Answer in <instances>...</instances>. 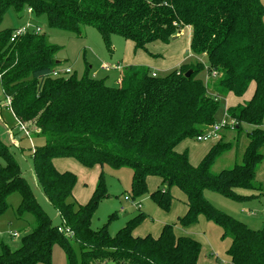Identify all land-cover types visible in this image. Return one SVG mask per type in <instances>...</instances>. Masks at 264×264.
I'll return each instance as SVG.
<instances>
[{"label": "trees", "instance_id": "1", "mask_svg": "<svg viewBox=\"0 0 264 264\" xmlns=\"http://www.w3.org/2000/svg\"><path fill=\"white\" fill-rule=\"evenodd\" d=\"M263 5L264 0H0V25L6 9L19 13L27 6L35 17L44 15L51 30L81 37L83 28H94L107 48L110 37L117 35L134 50L146 51L147 45L168 44L189 28L190 53L207 60L206 82L197 76L201 64L194 62L155 77L145 66H126L118 86L109 87L86 75L52 76L61 65L56 45L35 30L10 41L15 30L0 28V89L10 99L9 112L19 127L30 123V133L43 140L32 151L35 182L61 222V227L51 224L17 162L0 145V215L9 207L6 198L17 193V216L33 219L18 249L0 244V264H50L54 247L62 250L66 264H197L199 243L176 237L170 225L162 226L156 239L133 237L145 219L142 214L113 236L105 227L92 230L91 218L108 197L102 174L88 202L76 205L75 176L52 164L68 158L85 168L130 169L132 199L147 192L148 178L159 180L160 189L150 197L163 211L172 200L169 190L178 189L186 207L178 218L180 227L194 225L203 215L230 238L228 264H264V229H249L204 198L205 191L234 199V189L262 190L255 176L264 160ZM251 85L250 99L226 110L234 131L250 128L240 163L218 174L211 171L215 160L233 147L220 138L191 166L187 153H177L175 147L196 141L216 122L220 98H241ZM58 228L73 234L65 236Z\"/></svg>", "mask_w": 264, "mask_h": 264}, {"label": "rangeland", "instance_id": "2", "mask_svg": "<svg viewBox=\"0 0 264 264\" xmlns=\"http://www.w3.org/2000/svg\"><path fill=\"white\" fill-rule=\"evenodd\" d=\"M28 10L27 6H24L19 13H15L10 8L6 9L2 16L0 28L2 30H16L26 25L30 28H39V33L47 38L48 43L59 48L55 55L61 63L59 69L69 68L70 75H74L77 79L86 75L90 79L104 81L109 87H117V79L123 67L151 66L152 72L157 76H163L167 73L166 70H162L163 64H167L169 68L172 69L173 67V70H175L182 65L180 63L183 61V64L200 63L202 69L197 76L206 82L207 60L204 56L196 58L190 55L186 43L188 28L184 29L185 31H183L179 40H170L166 45L151 43L146 47V51L134 50V46L130 41L117 35L110 37L109 47L107 48L98 32L92 27L83 28L81 37L66 31L51 30L47 27L44 15L35 17ZM178 59H180V62L173 66V63ZM233 98L222 97L219 99L215 123L221 124L225 120L226 110L231 107L234 101ZM3 105L6 107L5 97L0 91V145L7 148L17 162L22 177L51 224L61 227L56 210L47 203L35 182L32 151L41 146L43 140L30 133L31 130L34 131L30 123L21 124L27 133L20 131L13 115ZM38 131L35 130V133H38ZM248 131L250 129L247 126H242L239 133L230 128L219 131L218 136L223 137L225 142L233 144V147L215 160L211 167L214 174L230 169L234 164L240 163L244 146L247 144L246 134ZM214 138L212 139L214 140ZM209 142L211 141L199 143L193 139L187 140L185 144L195 148L199 144L207 146ZM260 152L264 156V146ZM0 165H4L1 158ZM57 169L75 176L76 182L72 193V201L76 205H85L88 202L96 186L97 178L100 173L102 174L108 197L99 202L91 218L90 227L92 230L97 231L105 227L107 233L113 236L128 221L142 214L145 219L132 231L133 237L150 236L156 239L162 226L170 225L176 237H187L199 243L200 253L197 264L229 263L227 251L231 240L228 237H223L222 229L214 222L206 219L203 215H199L194 225L187 228L180 227L178 218L182 217L186 210L184 195L178 189L172 188L169 190L172 200L169 209L163 211L150 197L151 193L156 189H160V181L153 180L152 177L148 178L146 182L147 192L139 198L132 199L129 192L131 170L128 168L113 170L106 165L102 168L97 165L85 168L75 160L68 158L60 159ZM255 180L261 185V191L234 189L232 191L235 196L234 199L216 192L205 191L204 198L214 209L244 224L249 229L263 230L264 160L256 172ZM126 198H128L127 201H125ZM6 202L9 207L0 215V244L6 245L10 250H16L21 244V238L30 231L33 219L30 215H23L20 218L17 216L16 209L20 203V197L17 193L10 194L6 198ZM133 204L134 206L140 205L139 210ZM182 211H184L183 214ZM14 233L18 235L17 238L12 237ZM50 264H66L64 253L60 248L52 249ZM93 264L102 263L95 262ZM108 264L112 263L109 262Z\"/></svg>", "mask_w": 264, "mask_h": 264}, {"label": "crops", "instance_id": "3", "mask_svg": "<svg viewBox=\"0 0 264 264\" xmlns=\"http://www.w3.org/2000/svg\"><path fill=\"white\" fill-rule=\"evenodd\" d=\"M185 29V28H184ZM181 30L179 33V35L177 34V38L175 39V40H173V41H177V40H179L180 39V36L182 35V33H183V31H185V30ZM186 43H187V46H188V49H189V38H190V29L188 28L187 29V35H186ZM164 45H166V44H164ZM148 46V45H147ZM146 46V47H147ZM191 56H193L192 54H190ZM151 56V55H150ZM193 57H195V56H193ZM180 62V59H178L176 62H174L173 63V66H176V63H179ZM180 64H183V61L180 63ZM135 66H140V65H135ZM142 66V65H141ZM145 66V65H144ZM149 66V65H148ZM145 67H147V66H145ZM150 67L151 66H149V67H147V68H149L150 69ZM165 68V69H164ZM162 70H166V72L168 73V72H170L171 70H173V67H172V69L171 68H169V66L167 65V64H163V69ZM168 70V71H167ZM150 71L152 72V70L150 69ZM152 73H154V72H152ZM155 74V73H154ZM117 84H118V79H117ZM253 88H254V86L253 85H251L249 88H248V90L246 91V93L241 97V98H236V97H234L233 95H231V94H229V95H227L225 98H228V97H234L233 99H234V101L232 102V105H231V107H234V106H236V105H238V104H241L242 102H246V101H248L249 99H250V97H251V95H252V92H253ZM0 91H1V89H0ZM1 93H2V91H1ZM1 107V106H0ZM3 107H4V105H3ZM5 109H7L6 107H4ZM8 110V109H7ZM9 111V110H8ZM249 128V127H248ZM250 129V128H249ZM19 130H20V128H19ZM20 131H22V130H20ZM220 136H218V134H217V137L216 138H214V140L211 138V139H208V140H206V141H211V142H209V145H207V146H204V144H199L198 146H196L195 148H191L190 146H187L185 143H186V141L187 140H185V141H182L181 143H179L176 147H175V151L177 152V153H182V152H186L187 153V156H188V161H189V164L191 165V166H197L198 164H199V162L202 160V158L205 156V154L208 152V150L213 146V145H215L216 144V142H218L219 140H220ZM222 139L224 140V138L222 137ZM206 141H201V142H206ZM197 142V141H196ZM201 142H199V143H201ZM247 145V144H246ZM245 147L246 146H244V149H245ZM59 161H60V159H54L53 161H52V164H53V166H54V168L57 170V171H59V172H64V171H61V170H58L57 169V167H58V163H59ZM153 180H157V179H155V178H152ZM148 180V179H147ZM158 182H159V180H157ZM185 199V198H184ZM125 201H127L126 199H125ZM133 206H134V204H133ZM135 207V206H134ZM139 208H140V205H139ZM139 208L137 209V210H139ZM185 210H186V207H185ZM184 213V211H182V214ZM54 248H56V247H54Z\"/></svg>", "mask_w": 264, "mask_h": 264}, {"label": "built area", "instance_id": "4", "mask_svg": "<svg viewBox=\"0 0 264 264\" xmlns=\"http://www.w3.org/2000/svg\"><path fill=\"white\" fill-rule=\"evenodd\" d=\"M28 12H30V10H28ZM30 30H35L36 33L40 32L39 28H37V27L30 28V26L26 25V26H24L22 28L16 29L12 33V37H11L10 41H13V39L16 36L25 34L27 31H30ZM64 74H70V69L69 68L63 69V70L57 69V70H54V71L51 72V75L54 76V77L61 76V75H64ZM151 75L153 77H155L156 74L152 73ZM9 104H10V99L9 98H5V106L8 108V110H9ZM226 127L230 128V129H233V122L228 119L227 115H225V120L221 124L214 123L210 127H208V129L205 130L201 135L197 136L196 137V141L197 142H201V141H206L208 139L214 138V137L217 136V134L219 133V131L221 129H224ZM19 128H20V130L25 131L23 126H20ZM126 200H127V198H126ZM135 206L137 207V209L139 208V205H135ZM58 231L62 232L65 236H69V237L72 236V234H73L68 228L67 229L58 228ZM12 237L13 238H17L18 235L16 233H14V234H12Z\"/></svg>", "mask_w": 264, "mask_h": 264}, {"label": "water", "instance_id": "5", "mask_svg": "<svg viewBox=\"0 0 264 264\" xmlns=\"http://www.w3.org/2000/svg\"><path fill=\"white\" fill-rule=\"evenodd\" d=\"M177 38V35L176 36H173V37H171V41H173V40H175ZM191 74V71H187L186 73H185V77H189V75Z\"/></svg>", "mask_w": 264, "mask_h": 264}]
</instances>
